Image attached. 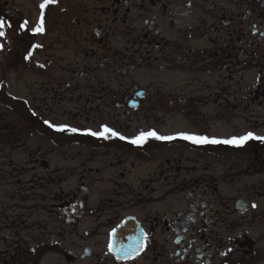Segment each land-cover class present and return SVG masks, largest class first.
Returning a JSON list of instances; mask_svg holds the SVG:
<instances>
[{"label": "flooded vegetation", "instance_id": "af4514ba", "mask_svg": "<svg viewBox=\"0 0 264 264\" xmlns=\"http://www.w3.org/2000/svg\"><path fill=\"white\" fill-rule=\"evenodd\" d=\"M41 3L0 0V264H264V139L176 136L264 137V0Z\"/></svg>", "mask_w": 264, "mask_h": 264}, {"label": "snow or ice", "instance_id": "6c2138e0", "mask_svg": "<svg viewBox=\"0 0 264 264\" xmlns=\"http://www.w3.org/2000/svg\"><path fill=\"white\" fill-rule=\"evenodd\" d=\"M57 0H42V3L40 4V8L44 9L46 6L49 4H54L56 3ZM28 24L27 21L24 22V24L21 25L22 28L26 27ZM11 22L10 21H5L3 18H0V37H4L6 35V32L4 29L6 27H10ZM34 33H42L44 31V16L43 12L41 13V17L39 20V23L35 28L32 29ZM3 47V44H0V48ZM33 47H40L39 45H34ZM58 130L60 131H72V132H77L79 131L78 129L75 128H68V126H58ZM86 132L90 135L93 136H98L101 138H109V137H116L119 136L121 139H125L120 133L116 132L114 129L109 128L107 125H102V130L100 132H95L91 130H86ZM176 136H179L185 140H190L193 143L197 144H206V143H227V144H235V145H242L246 141L250 139H264V137H257L255 136L254 133L248 132L242 137H233L227 140H218L215 138H209L207 136H198L196 134H189V133H177ZM176 136H161L159 135L155 130H150L148 132H141L138 136L135 138L131 139V143L137 144V145H143L149 138H155L157 140H171L175 139ZM255 207V205H253ZM179 242V241H178ZM142 248V245L135 249V251L138 253ZM109 250H112V245H109ZM230 251V250H229ZM226 254V253H225ZM129 253L125 252L123 258H127ZM117 258H122L118 255Z\"/></svg>", "mask_w": 264, "mask_h": 264}, {"label": "rangeland", "instance_id": "374dc122", "mask_svg": "<svg viewBox=\"0 0 264 264\" xmlns=\"http://www.w3.org/2000/svg\"><path fill=\"white\" fill-rule=\"evenodd\" d=\"M17 137H18L19 143H27L30 147L36 148L37 145L40 143L39 136L36 133H33L31 131L28 133L24 132L23 134L17 135ZM27 157H28L27 151L22 150V148L2 149L1 144H0V164L7 162V160H9V159L22 160V159L27 158ZM56 158H59V157H56ZM82 158H85V157L84 156H78L77 157V159H82ZM12 180L15 181L14 179H10V178L7 179L8 183H11ZM13 184H14V186L17 185L15 183H13ZM2 185H5V183H3L2 180H0V203L1 204L22 203L19 198H10L8 196H5L4 190H6L7 188L8 189H10V188L8 186L3 187Z\"/></svg>", "mask_w": 264, "mask_h": 264}]
</instances>
